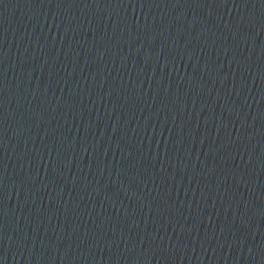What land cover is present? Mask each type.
Masks as SVG:
<instances>
[{"label": "water", "instance_id": "1", "mask_svg": "<svg viewBox=\"0 0 264 264\" xmlns=\"http://www.w3.org/2000/svg\"><path fill=\"white\" fill-rule=\"evenodd\" d=\"M0 264H264V0H0Z\"/></svg>", "mask_w": 264, "mask_h": 264}]
</instances>
